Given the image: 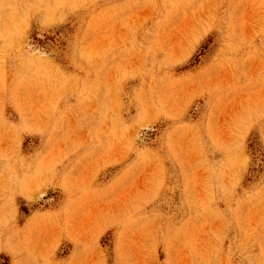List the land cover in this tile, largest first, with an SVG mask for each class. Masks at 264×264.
I'll return each instance as SVG.
<instances>
[{
	"label": "rangeland",
	"instance_id": "1",
	"mask_svg": "<svg viewBox=\"0 0 264 264\" xmlns=\"http://www.w3.org/2000/svg\"><path fill=\"white\" fill-rule=\"evenodd\" d=\"M0 264H264V0H0Z\"/></svg>",
	"mask_w": 264,
	"mask_h": 264
}]
</instances>
